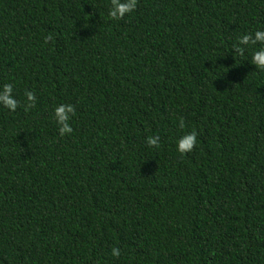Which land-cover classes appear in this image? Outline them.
Here are the masks:
<instances>
[{"label":"trees","instance_id":"16d2710c","mask_svg":"<svg viewBox=\"0 0 264 264\" xmlns=\"http://www.w3.org/2000/svg\"><path fill=\"white\" fill-rule=\"evenodd\" d=\"M109 8L0 0V89L37 96L0 105V264H264L261 45L231 50L264 30V0ZM62 103L76 108L65 136Z\"/></svg>","mask_w":264,"mask_h":264},{"label":"clouds","instance_id":"9594fccd","mask_svg":"<svg viewBox=\"0 0 264 264\" xmlns=\"http://www.w3.org/2000/svg\"><path fill=\"white\" fill-rule=\"evenodd\" d=\"M138 0H110V8L108 15L113 20H123L126 15L134 12L137 9ZM91 15V14H90ZM51 34L45 37V42L52 40ZM261 45L256 49L251 56V63L256 66L257 69L264 71V30H256L254 33H246L237 38V41L232 45L233 56H243L248 46ZM26 102H21L13 95V85L4 84L0 89V105L9 109L11 112H15L18 107H23L27 112L34 108L37 103V96L33 91L26 90L24 93ZM54 119L59 126L58 131L61 136L71 134L73 128L71 126V120L76 115V108L73 104L62 103L54 108ZM179 127L184 128L185 122L183 118H180ZM198 133L195 129L191 132L184 134L177 142V151L180 154H186L192 152L197 143ZM147 145L150 148L160 147V137L149 136L146 140ZM112 256L119 257L121 250L118 247H113L111 250Z\"/></svg>","mask_w":264,"mask_h":264}]
</instances>
